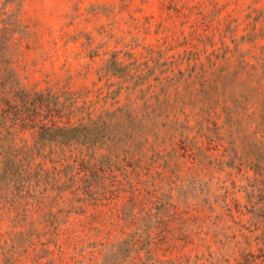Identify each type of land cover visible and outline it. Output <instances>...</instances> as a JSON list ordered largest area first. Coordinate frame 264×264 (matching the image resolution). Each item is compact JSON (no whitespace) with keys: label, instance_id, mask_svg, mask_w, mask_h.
<instances>
[{"label":"rangeland","instance_id":"1","mask_svg":"<svg viewBox=\"0 0 264 264\" xmlns=\"http://www.w3.org/2000/svg\"><path fill=\"white\" fill-rule=\"evenodd\" d=\"M263 31L264 0H0L1 64L30 94L106 92L110 59L150 49L255 62ZM248 83L176 108L143 146L81 137L68 160L24 163L28 178L2 181L0 264H264V118ZM14 129L35 144L33 127Z\"/></svg>","mask_w":264,"mask_h":264},{"label":"trees","instance_id":"2","mask_svg":"<svg viewBox=\"0 0 264 264\" xmlns=\"http://www.w3.org/2000/svg\"><path fill=\"white\" fill-rule=\"evenodd\" d=\"M230 50L227 47L222 54L213 50L205 55L206 60L200 50L192 49L173 54L150 49L141 58L130 55L128 61L113 57L100 77L110 75L118 81L110 82L106 92L100 87L96 93L65 90L48 94L22 91L11 68L2 66L0 52V75L5 76L0 80V191L8 188L2 183L6 178H28L33 168L24 163L39 156L59 153L56 160H68L63 148L81 137L90 145L110 144L106 147L110 150L120 144L143 146L156 137L160 118H169L178 107L184 111L188 103L216 102L221 85L241 77L249 86L240 95L254 100L264 118V46L261 54L254 56L255 62L240 54L233 66L227 56ZM92 93L97 99L90 97ZM108 98L114 100L113 108L95 115V103ZM121 98L124 102L116 106ZM18 125L36 130L33 146L16 142L18 131L14 127Z\"/></svg>","mask_w":264,"mask_h":264}]
</instances>
